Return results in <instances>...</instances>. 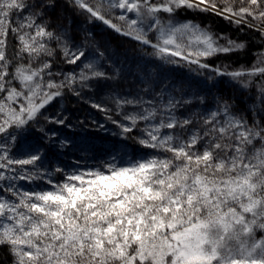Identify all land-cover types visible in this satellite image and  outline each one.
Instances as JSON below:
<instances>
[{
    "label": "snow or ice",
    "instance_id": "1",
    "mask_svg": "<svg viewBox=\"0 0 264 264\" xmlns=\"http://www.w3.org/2000/svg\"><path fill=\"white\" fill-rule=\"evenodd\" d=\"M0 264H264V0H0Z\"/></svg>",
    "mask_w": 264,
    "mask_h": 264
}]
</instances>
